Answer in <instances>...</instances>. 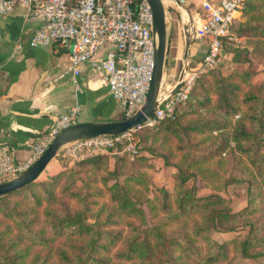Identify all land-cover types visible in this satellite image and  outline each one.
<instances>
[{
  "label": "trees",
  "instance_id": "16d2710c",
  "mask_svg": "<svg viewBox=\"0 0 264 264\" xmlns=\"http://www.w3.org/2000/svg\"><path fill=\"white\" fill-rule=\"evenodd\" d=\"M242 15L231 35L252 51L225 45L224 53L233 63L264 59V0H246ZM256 75L219 66L198 76L172 119L138 130L131 162L107 153L57 157L59 173L1 195L0 264H52L54 243L56 264H264V221L251 217L264 206V81ZM169 143L179 154L173 163L158 154ZM150 157L175 170L170 186L149 188ZM239 182L250 197L233 212L220 193ZM221 232L231 236L216 239ZM36 248L46 254L32 255Z\"/></svg>",
  "mask_w": 264,
  "mask_h": 264
},
{
  "label": "built area",
  "instance_id": "2783aa9c",
  "mask_svg": "<svg viewBox=\"0 0 264 264\" xmlns=\"http://www.w3.org/2000/svg\"><path fill=\"white\" fill-rule=\"evenodd\" d=\"M188 1L162 0V3L167 7L175 2L183 8ZM198 1L202 17L200 23L193 26L192 40L205 43L206 50L195 68L188 70L186 64L178 88L163 87L158 105L144 124L120 135L71 142L58 152L61 159L73 162L99 153L134 159L140 152L138 130L172 119L176 107L189 96L195 79L218 67L225 45L252 49L244 38L231 35V27L241 18L246 0H219L214 5L208 0ZM17 7L24 9L30 18L41 21L27 41L29 47L56 46L68 52L72 81L77 90L79 68L88 64L105 82L111 98L120 104L124 118L141 108L152 77L155 49L151 35L152 14L147 0H0V14ZM106 45L112 49L97 59V52ZM22 48L21 42H14L10 56ZM223 57H226L225 53ZM78 111L75 106L56 117L48 130L37 137L30 156L24 161H16L7 146L0 147V182L20 175L36 162L59 132L76 123ZM239 117L236 115L232 122Z\"/></svg>",
  "mask_w": 264,
  "mask_h": 264
},
{
  "label": "crops",
  "instance_id": "0c3cea01",
  "mask_svg": "<svg viewBox=\"0 0 264 264\" xmlns=\"http://www.w3.org/2000/svg\"><path fill=\"white\" fill-rule=\"evenodd\" d=\"M208 1L214 5L219 0ZM164 8L170 46L161 90L166 85L172 88L177 85L187 37L184 28L200 23L202 17L198 0H189L183 8L175 2ZM244 18L242 15L237 21L243 22ZM40 24V19L30 18L22 8L0 14V147L7 146L16 161L26 160L37 137L72 107L79 108L76 123L119 120L115 119L119 103L111 98L105 82L88 64L79 68L77 90L68 52L56 46H28L29 37ZM14 42H21L23 48L10 56ZM111 49L112 46L106 45L95 57L100 59ZM205 50V43L191 41L188 70L197 66ZM57 157L61 159L57 154L39 177L54 176L63 169Z\"/></svg>",
  "mask_w": 264,
  "mask_h": 264
},
{
  "label": "water",
  "instance_id": "95a60500",
  "mask_svg": "<svg viewBox=\"0 0 264 264\" xmlns=\"http://www.w3.org/2000/svg\"><path fill=\"white\" fill-rule=\"evenodd\" d=\"M151 14V35L155 42L152 77L145 100L141 108L128 118L116 121H95L87 123H75L63 129L57 134L44 153L27 170L20 175L0 182V196L18 190L35 181L43 172L47 164L57 156L65 145L83 139L99 136L120 135L127 130L138 127L146 122L160 101L163 73L167 66L169 52V37L167 34L166 12L162 0H147ZM187 37L184 48L183 66L179 80L182 78L186 63L189 46L193 38V25L184 28ZM179 82V81H178ZM179 84L174 88L176 90Z\"/></svg>",
  "mask_w": 264,
  "mask_h": 264
},
{
  "label": "rangeland",
  "instance_id": "374dc122",
  "mask_svg": "<svg viewBox=\"0 0 264 264\" xmlns=\"http://www.w3.org/2000/svg\"><path fill=\"white\" fill-rule=\"evenodd\" d=\"M247 46L251 47V45H247ZM251 51H252V49L249 52H251ZM223 55H224V50L222 53L221 62L218 65V67L222 66L224 68H232V69H237V70L249 69L251 72H254L257 74L254 78V80L256 82L264 81V59H261L257 55L250 54L247 57L248 58L247 62H245V63H233L229 60V56L223 57ZM179 63H180L181 68H182L181 60L179 61ZM117 104H118V102H117ZM116 112H117V116L115 117V119H120L122 117V116H120L122 114V108H121L120 104L117 105ZM199 138H201V137H199ZM196 140H198V138H196ZM172 148H173V145L171 143L166 144V145L159 148L158 154L167 155L170 163L176 162L179 159V154L176 153ZM90 155H92V154H90ZM93 155H95V154H93ZM116 155H120V154H113V156H116ZM87 156H89V155H86L85 157H87ZM85 157H83V158H85ZM80 159H82V158H80ZM80 159H78V160H80ZM128 159L130 160V162L133 161V159H131L129 157H128ZM78 160H75V161H78ZM150 163L153 165V170H151L152 183L150 182L149 188L154 191L155 186H158V187L170 186L171 185V176L175 170L170 166H163V160L161 157H150ZM244 164H245V162H244ZM204 194H205L204 192H201L199 194V196H203ZM220 194H221L222 198L230 200L231 208H232L233 212H238V211H240V210H242L248 206V199L250 196L247 192V184L244 182L232 184L224 192H221ZM147 195H148L149 199H152V195L150 193H147ZM147 195L145 193H142V196H144V197H146ZM102 203H106V200L105 199H99L98 204H102ZM257 216H260L264 221V206L263 205L261 207L260 212L258 211V212H255L254 214L251 215V217H257ZM171 227L173 230V229H176L178 226L175 224ZM121 228H122V224L119 226V229H121ZM230 236H231V234L221 232V233H217L214 237L216 239L221 240V239H226ZM56 246H57V244L54 243L52 245V249H51L50 262L52 264H56V258L54 256V251L56 249L55 248ZM37 253L43 255V254H46V251H41L37 248L32 251V255L37 254ZM178 254H179V252L177 251L176 255H178ZM181 261L184 263L188 262L184 258ZM261 262H263V260H261V259L256 260L255 262H252L251 260H238L237 264H261ZM111 264H126V263H119V262H116L113 260L111 262Z\"/></svg>",
  "mask_w": 264,
  "mask_h": 264
}]
</instances>
